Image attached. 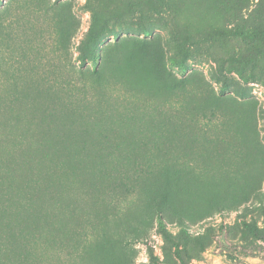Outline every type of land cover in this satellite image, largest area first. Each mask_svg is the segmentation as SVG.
Listing matches in <instances>:
<instances>
[{
  "label": "trees",
  "instance_id": "obj_1",
  "mask_svg": "<svg viewBox=\"0 0 264 264\" xmlns=\"http://www.w3.org/2000/svg\"><path fill=\"white\" fill-rule=\"evenodd\" d=\"M188 1L85 0L80 8L91 23L78 43L75 0L1 2L0 75L15 88L7 104L14 136L9 123L0 128V189L2 175L13 180L12 192L0 194V250L7 261L38 264L32 245L42 239L79 250L87 228L102 227L104 242H120L122 229L145 221L129 218L145 207L156 210L161 234L174 241L166 228L171 208L179 207L187 232L214 212L225 215L227 203L237 206L254 175L264 172L254 144L264 115L225 89L228 65L244 77L256 66L247 70L240 53L215 58L214 80L190 68L199 41L194 49L182 47L180 36L215 40L228 29L216 19L199 35L181 17ZM233 24V36L259 40L264 50V21ZM153 25L165 31V46ZM125 27L143 35L120 36ZM228 153L239 161L220 172ZM241 223L264 241V225ZM207 232L218 252L256 257L231 243L226 223ZM176 254L177 264H187L178 245ZM150 257L164 264L151 247Z\"/></svg>",
  "mask_w": 264,
  "mask_h": 264
},
{
  "label": "rangeland",
  "instance_id": "obj_2",
  "mask_svg": "<svg viewBox=\"0 0 264 264\" xmlns=\"http://www.w3.org/2000/svg\"><path fill=\"white\" fill-rule=\"evenodd\" d=\"M5 1L0 0V8ZM75 1L77 3L75 11L81 19V29L74 40L75 43H78L90 26L91 14L80 8L85 0ZM180 13L185 22L193 24L199 35H202L205 29L213 28L216 19V22L223 23L228 29L223 32V37L217 36L215 40L205 36L189 38L187 33L182 34L179 38L182 47L189 46L194 49L195 45L192 43L199 41L195 50L197 56L187 60L189 67L203 70L208 79L214 80L212 73L217 67L215 58L242 53L239 57L243 62H247V70H251L252 65L256 66L255 74L244 77L233 66L228 65L229 71H225L226 76H228V86L225 87L226 93H231L237 99L255 106L259 117L260 112L264 115V50H262V42L255 39L244 41L231 34L236 18L253 17L255 20L264 21V0H217L210 5H208L207 0L200 2L189 0L186 4H181ZM152 30L160 34L158 39L165 46V31L155 25H153ZM118 32L120 36L126 34L143 35L137 30L130 31L126 27L119 29ZM116 38V36L110 35L108 40L115 41ZM173 68L176 70V67ZM221 85V82L216 84L217 88ZM14 89L0 75V128L9 123L11 119L7 104L13 98L10 91L12 92ZM13 105L14 108L17 107L15 104ZM258 124V133L255 136L254 144L257 154L262 153L264 155V118L260 117ZM8 132L14 136L15 128L12 127V124L9 125ZM9 144V146H13L12 142ZM0 147L3 148L2 144ZM226 157L219 171L226 172L228 170L229 173L236 168L239 157L233 153H228ZM256 178L257 182L254 184ZM2 179L4 183L0 189V194L7 195V193L12 192L11 183L13 180H8L5 175H2ZM73 192L77 191L74 189ZM228 198L231 199V197ZM239 202L237 206L227 203L229 209L226 210L228 212L225 215L214 212L208 217L192 222L188 226L187 232L182 231L177 219L179 207L171 208L168 212L166 228L175 236L174 241L164 238L161 234L157 224L156 210L152 207H145L129 216L132 221L137 220V218H145V221L141 226L134 225L132 228L122 229L120 242H104L102 227L96 228L94 233L90 228H87V237L84 238L86 247L80 244L79 250L75 248L69 251L70 248L67 246L57 245L58 242L54 243L56 245H50L43 239L37 240L32 245L35 254L31 259L38 264H153L150 257L151 247L153 253L164 264H177L180 261L176 254L178 245L187 264H264V241L255 237L241 223V219L245 218L258 226L264 225V172L260 174L257 172L254 175L249 188L244 190L239 197ZM222 222L230 226L229 238L231 243L243 245L256 257H237L228 251L218 252L216 250L218 243L208 236L207 229L212 227L213 230H217ZM107 229L111 232L118 230L114 224L108 225ZM0 249L4 250L5 246L1 245ZM0 264L14 263L7 261L0 250Z\"/></svg>",
  "mask_w": 264,
  "mask_h": 264
}]
</instances>
